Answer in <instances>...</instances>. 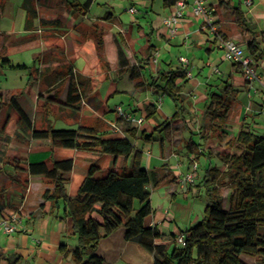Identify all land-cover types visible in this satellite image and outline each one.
Listing matches in <instances>:
<instances>
[{"label":"crops","instance_id":"0c3cea01","mask_svg":"<svg viewBox=\"0 0 264 264\" xmlns=\"http://www.w3.org/2000/svg\"><path fill=\"white\" fill-rule=\"evenodd\" d=\"M71 1L33 0L31 5L35 6L37 17L31 21L29 4L26 5L25 0H0V58H8L14 65L26 66L29 73L25 83L17 81L10 84L4 73L11 69L0 68V77L5 79L0 78L1 92L3 99L8 98L0 109V222L14 212L23 216L22 226L14 234L5 233L0 225V264H9L16 259L18 262L15 264H74L70 256L64 257L59 249L61 244L70 249L76 247L73 222L64 213L63 206L52 208L50 202H45L44 192L49 190L52 193L54 186L43 176L30 174V163L45 161L51 164L52 161L72 158L73 173L86 174L89 166L96 163L102 168L99 177L111 167L121 170L130 165L128 157L119 156L116 161L112 154L68 149L50 139L33 138L31 129L22 125L9 103L12 96L37 129L53 126L56 129H77L83 133L80 128L87 126L102 131L106 136H124L127 135V127L137 128V136L132 138L135 148L142 149L143 166L156 170L159 179L168 171L172 172L173 178L178 177L182 172V161L194 158L190 152L191 143H184L183 147L188 151H183L181 162L170 164L161 172V162L168 164L171 158L166 156L167 144L164 150L161 147L164 133L146 119L142 125H137L118 119V116L109 117V112L121 105L117 103L110 108L109 101L120 94L125 95L128 103L124 108L146 117V105L153 103L156 106L158 95L163 94L152 85V76L162 71L176 69L185 72V77L180 79L185 82L182 94L185 99H192L193 104L202 105V116L209 90L224 94V85H230L234 105L229 120L236 118L239 127L236 133L230 134L227 123L223 130L232 137L242 124H246L256 134H264V58L256 63L261 81L247 80L238 65L225 61L221 41L211 32L205 19L193 13L189 0H186L184 16L173 35L168 33L164 18L175 11L176 3L127 0L126 7L117 0H79V8L73 11L69 5ZM222 1L224 4H220V0H204L210 17L223 36L242 43L246 48L253 31L264 34V0H253L252 7L243 0ZM226 1H230L229 4H225ZM96 4L102 10L95 8ZM238 5L245 11L249 29L238 26L232 8ZM132 6L137 8L136 13L129 11ZM21 16L26 19L23 31L15 25ZM28 49H34L32 56L36 55L33 58L38 62L37 67L14 62L13 54ZM181 57L187 58L188 64L183 63ZM70 67L83 79L86 89L87 96L77 109L65 104L69 90L66 73ZM132 73L139 74V78L132 80ZM143 92H146V97L135 103V96ZM190 103L188 112L199 115ZM160 109L157 108V122L171 118ZM183 120L188 122V119ZM114 122L118 123V129L113 128ZM173 122L171 120L170 125ZM142 130L153 135L154 141H159L156 156H151V141L141 138ZM180 140L185 142L183 136ZM161 185L169 187L166 202L162 204L161 200L153 198L154 190ZM194 185L188 184L186 190L191 193ZM181 186L178 179L171 183L164 179L152 187L154 212L146 217L145 225L156 226L165 235L158 242L174 243L175 237L171 238V234L185 232L203 217L204 213L194 215L191 201H178L176 194L184 190ZM43 203L45 207L41 208ZM179 221L187 226L181 229ZM97 253L104 264L154 263L153 253L135 240L127 239L124 227L103 238Z\"/></svg>","mask_w":264,"mask_h":264},{"label":"trees","instance_id":"16d2710c","mask_svg":"<svg viewBox=\"0 0 264 264\" xmlns=\"http://www.w3.org/2000/svg\"><path fill=\"white\" fill-rule=\"evenodd\" d=\"M170 4L178 0H166ZM33 0H25L29 4V18L32 21L37 17ZM225 1L220 0V4ZM226 1L225 4H229ZM79 0L69 3L73 11L79 8ZM238 26L249 29L245 11L241 6L232 7ZM264 34L253 31L252 38L247 41L246 52L255 59L264 58ZM253 58V59H254ZM0 68H26L14 65L8 58H0ZM185 73V72H184ZM182 70L170 69L152 76V85L170 97L177 110L169 119L157 122V108L153 103L146 105V121L155 123L156 129L164 133L161 138L162 150L166 140H170V121L181 117L179 112L185 110L186 99L183 96L185 77ZM69 90L65 104L77 109L86 98L84 81L79 74L70 67L68 73ZM42 77V74H41ZM139 74H131L136 80ZM63 81V80H62ZM225 86V93L220 94L210 89L204 106L203 115L213 121L211 131L218 133L221 138L228 135L224 131L234 105L230 85ZM4 103L0 87V109ZM25 128L31 129L35 139H50L59 142L64 148H81L88 151L112 154L117 161L119 156L130 158L128 168L107 169L102 176L100 165L94 163L86 174L73 173V159L67 158L52 161L30 163V174L41 175L54 186V190L44 192L45 202H50L52 208L64 207V213L73 222V234L77 245L73 249L66 244L60 245L64 257L70 256L74 264H104L103 258L98 255L97 248L100 241L111 235L118 228L126 229L127 239H133L154 255L153 264H249L242 255L257 259L256 264H264V134L258 135L246 124H242L237 134L227 140L229 152L218 153L225 170H220L217 164L206 170L203 184L207 187V204L202 219L197 221L185 232L184 244L158 242L164 238L156 226H146L145 219L153 214L151 204L152 187L162 182L167 173L159 179L154 169L143 166V151L135 148L132 138L137 136V128L127 127V135L106 136L102 131L93 127L82 126L80 129H56L48 126L46 129H37L32 126L26 113L15 101L14 96L9 98ZM187 124V120H184ZM189 128V126H188ZM144 141H152L153 135L141 132ZM206 139V135H203ZM190 152L195 158L205 155L215 158L210 151L199 150L196 144H190ZM198 152V154H196ZM27 170V169H26ZM229 186L230 204L225 208L222 200V188ZM221 193V194H220ZM45 204L41 205L44 208ZM176 235L171 234L170 237ZM18 259L9 264H15Z\"/></svg>","mask_w":264,"mask_h":264},{"label":"rangeland","instance_id":"374dc122","mask_svg":"<svg viewBox=\"0 0 264 264\" xmlns=\"http://www.w3.org/2000/svg\"><path fill=\"white\" fill-rule=\"evenodd\" d=\"M117 2H123L125 4L126 7H128V1L127 0H117ZM125 7V8H126ZM95 8L97 9H101V6H98L97 4L95 5ZM122 13H124V10L121 11ZM25 21L26 19L24 17H20L19 19H16V27H19V29L21 31H23L24 27H25ZM18 29V28H17ZM34 51V49H28V50H23L20 52H17L15 54L12 55V58L14 60L15 63H21V64H26L29 67H34V65L37 67L38 66V62L34 61V58L36 57V55L32 56V52ZM34 57V58H33ZM254 58V57H253ZM162 60V57H161ZM261 59H255L254 58V62L257 63L259 62ZM226 61V60H225ZM229 62V61H228ZM231 63V62H230ZM155 64V63H154ZM27 68H18V70H6V72L4 74H7V80L9 81L10 84L14 83V82H22L25 83L26 81V74L28 73V69L25 70ZM239 76H241V74H237ZM1 78V77H0ZM4 77H2L1 79L5 81V79H3ZM22 78V79H21ZM140 93V92H139ZM205 96V95H204ZM146 97V92H143V94H138L135 96V103H138L139 101H141L143 98ZM157 98V97H156ZM4 103L6 104L8 102V98H4ZM186 101L189 102V104L185 105V110H183V112H179L181 117H185V119H188L187 124H185V121L183 119H179L177 121H174L170 127L172 128V132L169 133L170 135V140L166 141V146H167V153L166 156L167 157H171L169 159L168 164H165V161H162L161 163V172H164L168 166H170V164H174L176 165V163L181 162V158L182 155H184L185 153L183 152L184 150L188 151V149H185V147H183L184 143L186 144L188 142H190L191 144H196L197 146H199V150L202 149L205 152L206 151H210L216 158H207L205 155H200L199 158H195L197 161V167L194 170V174H195V181L193 182L195 185L191 191V193H189V191L186 190L188 184H190L187 180L186 177L187 175L192 172L193 167H194V163H193V158L190 159V157L184 159V161H182L183 166L181 165V170L182 172L178 175V177L173 178V174L172 172L168 171L166 172L167 175L165 176L164 179L168 180V183H171L173 181H175L176 179L179 180V184L181 186V189L184 190H179L177 195V199L178 201H180L181 203H187V202H192L193 203V207H194V215H196V213H204V206L206 205L208 196H207V187L204 186L203 184V178L206 174V170L209 167V163H212V165L217 164V166L219 165V169L220 170H225L226 166L225 164H223L219 158L220 155H218V153H224V152H229L230 148L229 146L226 144L227 140L230 138L229 135H226L224 137H220L218 136L220 130H218L216 133H205V129L210 130L211 131V125H212V120L209 117H205L202 116V113L200 114V111L202 110V105L199 106V104H193V100L190 99L189 97H186ZM196 107L197 109V113L199 115H195L194 113H189L188 109L189 107H191V103ZM120 103L123 108L126 106V104L128 103V97H125V95H119L116 96L114 98H112L109 101V105L110 108H114V106ZM157 103H161V109L159 107H157L158 109H160L161 112L165 113V115L167 117H172L176 110L177 107L175 105V103L173 102V100L170 97H167L164 94H159L158 98L155 102ZM116 108L115 111H110L109 112V117H114L116 118ZM162 118L164 117V119L166 118L164 115L161 116ZM60 125V124H57ZM189 126V128H188ZM60 127V126H57ZM228 131L230 134L236 133L238 127H239V123L237 121L236 118L229 120L228 121ZM151 130V129H150ZM206 135V139H204L203 135ZM163 136V134H162ZM184 138V141L180 140V137ZM168 139V138H167ZM159 141H151V144L149 145V149L151 151V156H156L158 151H159ZM178 147V148H176ZM172 153H175L174 156ZM198 154V152L196 153ZM146 155V154H145ZM190 155V154H189ZM100 157V156H99ZM98 157V158H99ZM165 159V158H164ZM188 160H190V162L188 163ZM104 161V159L102 160V162ZM178 166V165H177ZM98 172L97 175H99ZM163 179V181H164ZM201 185V186H200ZM168 186L165 185H161V187H157L154 192H153V198H155L156 200H161V204L164 202H166L165 197L167 195V190H168ZM222 200H223V205L225 208L229 207L230 204V192H231V188L229 186H225L222 189ZM187 191V192H186ZM161 194V196H160ZM185 194H188V197H185ZM221 194V193H220ZM165 205V204H164ZM202 219V218H200ZM182 221V220H181ZM180 222V221H179ZM180 227L181 229H184L187 224L185 222H180ZM179 245V244H178ZM182 246V244H180ZM242 258L248 262L249 264H256L257 263V259L252 257V256H248L243 254Z\"/></svg>","mask_w":264,"mask_h":264},{"label":"built area","instance_id":"2783aa9c","mask_svg":"<svg viewBox=\"0 0 264 264\" xmlns=\"http://www.w3.org/2000/svg\"><path fill=\"white\" fill-rule=\"evenodd\" d=\"M193 13L205 19L207 25L209 26L211 32L216 35L221 41V48L223 50V57L225 60L236 64L240 67L243 76L249 81H261V76L257 70L256 63L251 55H249L246 50L245 46L237 42L233 39L226 38L223 36L218 29V26L213 21L212 17L209 15V10L204 2V0H189ZM243 2L248 6L252 7L254 4L253 0H243ZM187 6L186 0H178L175 5V11L164 18V25L169 34L173 35L177 32L178 24L180 20L184 16V10ZM130 12L136 13L138 10L136 7L132 6L129 9ZM183 63L188 64V60L185 57L180 58ZM187 74H190L189 72ZM157 107H161V103H157ZM116 112L118 119H122L132 124L142 125L145 122V117L143 115H136L135 113L129 111L128 109L123 108L122 105L116 106ZM113 128L118 129V123H112ZM193 158V157H192ZM193 171L190 172L186 180L192 184L195 181V174L194 170L197 167V161L193 158ZM23 223V216L19 212H14L11 214L10 217L2 220L0 225L5 233L7 234H14L17 230L22 226ZM186 238L185 233H179L175 236L174 241L176 244H184Z\"/></svg>","mask_w":264,"mask_h":264}]
</instances>
